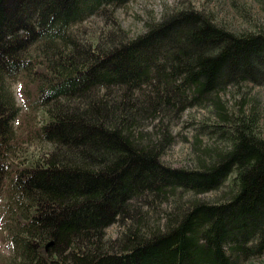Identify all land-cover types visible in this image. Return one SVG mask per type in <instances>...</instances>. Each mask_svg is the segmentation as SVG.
I'll return each mask as SVG.
<instances>
[{
    "label": "trees",
    "instance_id": "trees-1",
    "mask_svg": "<svg viewBox=\"0 0 264 264\" xmlns=\"http://www.w3.org/2000/svg\"><path fill=\"white\" fill-rule=\"evenodd\" d=\"M37 1L22 0L24 26L0 36L2 264L264 257V107L252 93L264 89V23L235 30L187 6L130 36L114 17L128 0ZM98 11L109 27L82 40ZM188 111L190 164L171 167L163 153ZM114 216L124 235L103 242Z\"/></svg>",
    "mask_w": 264,
    "mask_h": 264
},
{
    "label": "rangeland",
    "instance_id": "rangeland-1",
    "mask_svg": "<svg viewBox=\"0 0 264 264\" xmlns=\"http://www.w3.org/2000/svg\"><path fill=\"white\" fill-rule=\"evenodd\" d=\"M83 1L84 0H70L67 5L74 7V5H80V2ZM37 2L39 3L41 0H38ZM21 4L22 0L0 1V8L3 9V17H0V36L1 34H6L5 30L14 32L24 26V13L19 12ZM35 4L36 2L34 1L26 3L25 6L28 14ZM38 5L42 7L41 4ZM187 6H192L193 9H212L220 20L227 22L235 30L248 28L251 25V22H257L258 20H261L262 23H264V14L258 0H128L125 4L115 8L114 17L118 19L120 26H122L125 31H128V35L135 36L143 33L144 21L148 18L149 14H153L155 17L159 18L166 9H187ZM238 8L246 9L249 12V16H241L240 13L235 10ZM108 20L107 17L105 19V15L102 11L95 13V16H90V18L86 19L79 26L81 39L85 41L87 37L91 36L90 33H94L95 31L96 35H98L99 33L97 31L101 27H104L103 29L107 30L106 27H109L111 22ZM15 88H18V84L12 86L14 91ZM252 93L255 94L256 97L260 95L258 98L261 105L264 107V89L254 87ZM19 103L21 104V102ZM198 112V110L193 109L192 113L197 114ZM188 114L192 115L191 112H185L179 117L177 125L174 127V130H177L179 133L176 134L175 132L174 141L163 153V160L171 167L179 168L183 165L190 164V133L192 128L189 125L190 119L188 118ZM200 197L206 200L214 199L213 194L210 192L201 195ZM139 201L140 200H138L136 204L140 206ZM164 209H167V205L166 207L164 206ZM54 216L53 219L58 218L56 215ZM114 217L115 219L113 218L111 225L108 226L102 234L103 242L106 241L108 237L114 240L119 238L120 235H124L125 231L122 226V221L124 220L122 217ZM77 242L78 245L82 246V250L84 251L86 250V247H89L88 242L85 241L84 238H79ZM9 257L10 254L8 248L0 239V264L3 262L7 263ZM243 264H264V257L249 258Z\"/></svg>",
    "mask_w": 264,
    "mask_h": 264
}]
</instances>
